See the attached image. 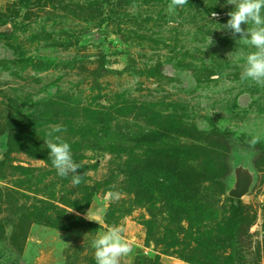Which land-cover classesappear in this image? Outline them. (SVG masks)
Instances as JSON below:
<instances>
[{
  "label": "rangeland",
  "instance_id": "374dc122",
  "mask_svg": "<svg viewBox=\"0 0 264 264\" xmlns=\"http://www.w3.org/2000/svg\"><path fill=\"white\" fill-rule=\"evenodd\" d=\"M219 4L199 29L165 24L155 0H0V264H96L111 225L131 247L120 264H264V87L227 57L254 49ZM53 125L78 185L52 166Z\"/></svg>",
  "mask_w": 264,
  "mask_h": 264
},
{
  "label": "clouds",
  "instance_id": "9594fccd",
  "mask_svg": "<svg viewBox=\"0 0 264 264\" xmlns=\"http://www.w3.org/2000/svg\"><path fill=\"white\" fill-rule=\"evenodd\" d=\"M187 4L188 0H170L168 12L174 15L177 8ZM227 4L232 5L233 10L227 13L229 19L225 24L220 25L221 30H227L233 37L238 36L236 43L254 49L247 53L241 49L238 52L228 53L227 57L243 60L240 74L242 82L250 80L264 87V0H227ZM211 16L215 18L217 13L213 12ZM244 25L247 27H242ZM207 41L208 46L214 43L211 36H207ZM51 129L47 134L49 139L44 143L49 150L52 166L61 178H67L71 174V183L78 185L82 175L77 172L80 166L73 160L70 144L60 141L58 136L53 137L54 132L59 133L64 129L61 125H53ZM258 142V137L250 141L253 146ZM108 196L116 200L119 199L120 193L110 191ZM101 219L100 216H93L90 221L98 224ZM123 231L121 226L111 225L93 241L96 264H120L121 258L130 254L131 247L124 239Z\"/></svg>",
  "mask_w": 264,
  "mask_h": 264
},
{
  "label": "trees",
  "instance_id": "16d2710c",
  "mask_svg": "<svg viewBox=\"0 0 264 264\" xmlns=\"http://www.w3.org/2000/svg\"><path fill=\"white\" fill-rule=\"evenodd\" d=\"M115 0H105V2L107 4H112L114 3ZM155 2H159V3H165V6H167L168 8V4L170 2V0H155ZM183 9V10H180ZM220 10V4H219V0H188V4L183 6L182 8H177L176 9V13L170 14L169 12H166V14L163 16V21L165 24H169V23H174L177 22L178 17L180 18H184L185 20H191V22H195V24L199 26V24L201 25V27H199V29H204L205 26L202 25V23H198V21L202 22L203 18L206 16V18L213 12L218 13ZM184 13V14H183ZM200 13V14H199ZM223 20H218V22L216 21H211L213 22L215 25H220V23H222ZM200 31V30H199ZM211 32L209 30H207L206 32L203 33V35L205 36H210ZM204 41V38L201 39V42ZM206 51H208V49L206 48ZM211 54H213V52H210ZM259 148V147H258ZM260 148L264 151V145H261ZM229 203L231 206V217L230 219L226 222V225L231 224L232 227L229 232L227 233L228 237L231 234V237L229 238V240L231 241L230 244L233 242V235H235V233L238 232L239 226L244 225L245 224V219L246 218H238L239 215L243 212V210H241V202L238 199H234V198H229ZM244 229V228H243ZM246 230V228H245ZM218 249V248H217ZM209 252L211 253L212 250L209 249ZM231 259V264H237L236 262H233L234 259L229 258V260ZM185 262L189 263V264H194L192 259L189 260H185ZM155 264H160L159 262V258L157 259Z\"/></svg>",
  "mask_w": 264,
  "mask_h": 264
},
{
  "label": "water",
  "instance_id": "95a60500",
  "mask_svg": "<svg viewBox=\"0 0 264 264\" xmlns=\"http://www.w3.org/2000/svg\"><path fill=\"white\" fill-rule=\"evenodd\" d=\"M249 181L243 176H239L233 188L228 192L229 196L234 199H241V197L248 191Z\"/></svg>",
  "mask_w": 264,
  "mask_h": 264
},
{
  "label": "crops",
  "instance_id": "0c3cea01",
  "mask_svg": "<svg viewBox=\"0 0 264 264\" xmlns=\"http://www.w3.org/2000/svg\"><path fill=\"white\" fill-rule=\"evenodd\" d=\"M162 262H164V261L162 260Z\"/></svg>",
  "mask_w": 264,
  "mask_h": 264
}]
</instances>
